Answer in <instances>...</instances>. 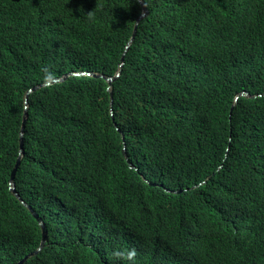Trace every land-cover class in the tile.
<instances>
[{
    "label": "trees",
    "instance_id": "1",
    "mask_svg": "<svg viewBox=\"0 0 264 264\" xmlns=\"http://www.w3.org/2000/svg\"><path fill=\"white\" fill-rule=\"evenodd\" d=\"M142 1L110 90L140 0H0V264L43 238L10 183L25 96L80 70L29 96L23 264H264V96L229 121L264 91V0Z\"/></svg>",
    "mask_w": 264,
    "mask_h": 264
},
{
    "label": "clouds",
    "instance_id": "2",
    "mask_svg": "<svg viewBox=\"0 0 264 264\" xmlns=\"http://www.w3.org/2000/svg\"><path fill=\"white\" fill-rule=\"evenodd\" d=\"M141 1V3H142V6H143V12L140 14V16H139V18H138V20L140 19V17H141V19H140V21H139V23L137 24V30H138V26H139V24H140V22H141V20L148 14V12H149V10H148V8H147V6L143 3V1L142 0H140ZM145 9L147 10V13L145 14ZM93 16V13H89V18H91ZM138 20H137V22H138ZM136 24H135V26H136ZM137 30L135 31V27H134V31H133V34H132V37L130 38V40H129V42H128V44H127V46H126V50H125V52H124V54L122 55V57H121V62H120V66H119V69H118V71H117V73L114 75V76H111V77H106V79H107V81L109 82V80H108V78H114V77H116L114 80H112V82L110 83L109 82V87H108V89H110L111 90V85H112V83H113V81H115L120 75H121V72H122V67H123V65H124V63H125V56H126V53H127V51L129 50V47H130V44L133 42V40L135 39V37H136V35H137ZM256 43H260V40L258 39V37L256 38ZM119 71H120V74L118 75V73H119ZM83 73V74H82ZM70 75H97V74H95V73H93V72H91V71H89V70H80V71H70V72H68V73H66L65 75H63L62 77H53V78H51V79H49V80H47L46 82H44V83H41V84H39V85H36L37 86V89L36 90H33V88L35 87H32V88H30L29 89V91H28V93L26 94V96L28 95V96H30V94L32 93V92H34V91H37L39 88H41L42 86H48V85H51V84H54V83H56V82H54V83H51V84H46L47 82H50V81H52V80H54V79H61V78H64L63 80H60V81H64L68 76H70ZM60 81H57V82H60ZM32 89V90H31ZM112 94H113V92H111V111H112V115H113V104H114V98L112 97ZM26 96H25V98H26ZM261 96H264V91H262V92H257V93H255V94H251L250 93V91H248V90H242V91H240V92H238V93H236L235 95H234V97L231 99L232 100V104H231V107H230V111H229V121H231V117H232V111H233V109L235 108V106L237 105V103L239 102V100H240V98L241 97H261ZM26 104V103H25ZM26 107H28L29 108V100H28V106H27V104H26ZM28 108H27V112H28ZM25 112H26V110H25ZM25 115V114H24ZM113 117H114V115H113ZM27 119H28V117H27ZM24 121V120H23ZM23 125V124H22ZM26 128V127H25ZM117 128H118V126H117ZM21 129H22V127H21ZM24 131H25V129H24ZM20 133H21V130H20ZM20 139H21V137H20ZM20 148H21V146H20ZM124 153H125V155L127 156L126 158L127 159H129V157H128V155H127V153H126V147H124ZM19 156H20V153H19ZM19 156H18V158H19ZM23 156H24V152H23ZM23 156H22V159H23ZM22 159H21V162H22ZM17 161H18V159H17ZM16 164H17V162H16ZM16 164H15V167H16ZM20 165H21V163H20ZM20 165H19V167H20ZM130 166L132 167L133 166V164L132 163H130ZM15 167H14V169H15ZM19 167L17 168V171H18V169H19ZM134 167V166H133ZM13 169V170H14ZM13 172V171H12ZM16 174H17V172H16ZM15 177H16V175H15ZM14 177V178H15ZM11 178H12V175H11ZM208 179L209 178H207V179H204L203 181H201L200 183H197V184H195L193 187H197V186H199V185H201V184H203V183H205V182H207L208 181ZM10 183H11V190L12 189H14L15 191H16V189H15V183H14V180H13V182H11L10 181ZM13 184V185H12ZM14 190H12V192L13 193H15L19 198H20V200L22 201V203L36 216V217H38V219H39V221H40V225H41V227H42V229H43V238L45 237V243H46V231H45V224H44V221L42 220V219H40L39 218V214L36 212V211H34V209H33V207L32 206H30L29 204H27L21 197H20V195H19V193L16 191H14ZM181 190L182 189H180V190H176V192H181ZM43 226H44V228H43ZM43 238H42V240H43ZM41 243H42V241H41ZM41 243H40V245H39V247L41 246ZM45 243H44V245H45ZM38 247V248H39ZM44 247V246H43ZM42 247V248H43ZM37 248V249H38ZM41 248V249H42ZM36 249V250H37ZM41 249H40V251H41ZM31 253H33V254H35V252H31ZM31 253H29L28 255H30ZM38 253V252H37ZM32 254V255H33ZM27 255V256H28ZM32 255H30V256H32ZM136 255H137V253H136V250L135 249H131V250H126V251H116V252H114L113 253V256L115 257V258H117V259H122V260H126V261H129V262H132V264H135V258H136ZM29 256V257H30ZM26 257V256H25ZM24 257V258H25ZM28 257V258H29ZM23 258V259H24ZM23 259H21V260H23ZM20 260V261H21ZM19 262V261H18ZM17 262V263H18ZM16 264V263H15Z\"/></svg>",
    "mask_w": 264,
    "mask_h": 264
},
{
    "label": "water",
    "instance_id": "3",
    "mask_svg": "<svg viewBox=\"0 0 264 264\" xmlns=\"http://www.w3.org/2000/svg\"><path fill=\"white\" fill-rule=\"evenodd\" d=\"M146 13H147V10L145 9V14H146ZM143 15H144V14H143ZM143 15H142V16H143ZM142 16H141V17H142ZM141 17H140V19H141ZM140 19L138 20L137 24L139 23ZM137 24H136V26H135V31L137 30ZM82 74H83V73H82ZM119 74H120V71H119L118 75H119ZM115 78H116V77H114V78H108V80H109V82L111 83L112 80H114ZM63 79H64V78H61V79H54V80H52V81H50V82H47L46 84H51V83H54V82H57V81H60V80H63ZM36 89H37V86H35V87L33 88V90H36ZM31 90H32V89H31ZM28 100H29V96L27 95L26 98H25V103L27 104V106H28ZM27 108H28V107H26V112H25V115H24V121H23L22 129H21V133H20V137H21V139H20V146H21V148H20V156H19V158H18V161H17L16 167H15V169H14L13 172H12L11 182H13V180H14V177H15L16 172H17V168L19 167V165H20V163H21V159H22L23 152H24V140H23V137H24V129H25V127H26L27 117H28ZM12 185H13V184H12ZM12 190H14V189H12ZM14 191H15V190H14ZM15 192H16V191H15ZM43 228H44V226H43ZM44 243H45V237H44L43 240H42L41 246L35 251V253H37V252L40 251V249L44 246ZM32 254H33V253H31L30 255H32ZM30 255L26 256L23 260L19 261V262L16 263V264H23V263L28 259V257H29Z\"/></svg>",
    "mask_w": 264,
    "mask_h": 264
}]
</instances>
